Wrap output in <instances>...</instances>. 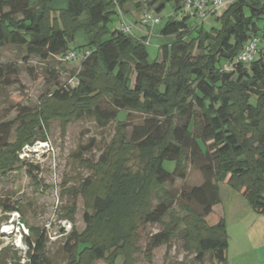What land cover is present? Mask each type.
I'll use <instances>...</instances> for the list:
<instances>
[{"label":"trees","instance_id":"1","mask_svg":"<svg viewBox=\"0 0 264 264\" xmlns=\"http://www.w3.org/2000/svg\"><path fill=\"white\" fill-rule=\"evenodd\" d=\"M182 1L66 0L56 10L53 0H0V48L16 47L24 60L67 63L62 59L70 52L81 57L73 85L58 86L52 70L55 87L37 108L0 124V172L22 164L17 152L24 145L45 142L51 121L62 132L84 118L101 129L115 123L96 162L77 156L90 175L67 192L72 200L82 199L85 226L67 235V264H136L148 225L161 227L147 238L142 253L148 263L154 250L165 247L168 254L182 235L184 251L196 262L209 256L227 264L225 223L213 211L221 182L243 191L264 217V0L225 6L212 16L218 26L209 28L195 13L185 15ZM167 4L181 17L164 22L159 34L172 41L162 45L161 61H149L146 36L133 39L119 26L131 9L159 14ZM78 33L87 50L74 49ZM254 37L261 43L253 61L236 63ZM18 73L16 64H0V84L9 85ZM132 113L144 117L141 124L126 118ZM13 123L18 125L10 143ZM132 160L138 163L135 172L127 166ZM165 163H173V170L164 169ZM186 165L200 173L201 184L167 190L166 184L185 178ZM0 211L17 209L0 202ZM75 214L72 204L64 219L73 223ZM28 248L24 264H54L45 255L43 234Z\"/></svg>","mask_w":264,"mask_h":264},{"label":"rangeland","instance_id":"2","mask_svg":"<svg viewBox=\"0 0 264 264\" xmlns=\"http://www.w3.org/2000/svg\"><path fill=\"white\" fill-rule=\"evenodd\" d=\"M52 6L56 10L63 9L66 6L65 0H55ZM131 10L126 18L133 25L130 34L133 39L141 36L134 25L141 23L145 15L160 20L154 30L147 31L149 37L146 40L149 61H161V47L169 44L172 39L162 38L158 29L168 17L180 18L181 13L174 12L171 4H167L159 14H153L152 10L145 7H141L139 12ZM245 13L248 14L247 9ZM118 24H113V27ZM202 24L206 28L218 26L212 17L206 18ZM145 25L149 27V24ZM138 29L147 34L145 31L147 27L143 30L139 25ZM159 38L162 41L158 43ZM86 45L85 36L78 33L74 49L85 50ZM24 56L16 47L0 48V64H16L19 69L18 75L10 78L9 85L0 84V124L13 122L23 112H31L37 108L41 98L55 87L56 81L52 80V70L57 76L58 86L73 85L74 80L71 77L77 73L81 62L79 56L67 63H56L53 60L43 62L35 56H29L24 60ZM126 118L131 124L138 125L144 117L132 113ZM178 122L184 123L182 120ZM17 125L13 123L8 140L10 143L15 141L14 130ZM114 130L115 123L101 129L94 120L84 118L68 124L62 132L59 122L55 120L49 123L45 142L36 139L17 152L22 164L15 165L14 169L5 173L0 172V202L17 209L13 213L0 211V264H17L16 259H19L18 264L26 263L28 242L34 246L40 234L45 237L47 258L54 264L68 263L67 235L72 231L81 233L85 226L82 199L79 197L72 200L67 192L77 188L90 175V171L79 159L96 162L112 138ZM78 155L81 157H77ZM127 166L135 172L138 163L132 160ZM173 168V163L164 164V169L168 171H172ZM201 182L200 173L191 165H186L185 178L177 179L172 184L168 183L165 188L172 193H179L183 188L198 186ZM218 188L220 202L213 211L225 223L228 238L226 263L264 264V217L252 210L243 191L233 190L226 182L218 183ZM72 204L76 206V214L73 223H70L64 216ZM160 229L158 225H148L141 232L142 239L139 244L141 253L136 255V264H215V260L209 256H206L203 262H196L194 254L184 251L182 235H178L172 242L173 247L168 254L165 247H160L153 251L151 263L146 262L142 252L147 238ZM4 249L5 251H2Z\"/></svg>","mask_w":264,"mask_h":264},{"label":"built area","instance_id":"3","mask_svg":"<svg viewBox=\"0 0 264 264\" xmlns=\"http://www.w3.org/2000/svg\"><path fill=\"white\" fill-rule=\"evenodd\" d=\"M238 0H183V13L185 15H192L196 14L198 20L202 23L206 18L212 17L215 12L222 10L225 6L233 4ZM246 2L252 1H262V0H242ZM141 24H149L150 27L156 26L159 23L157 18H151V16L145 15L142 20ZM150 22V23H148ZM120 30L131 36V31L133 29V25L128 22H123L120 24ZM146 38L149 37L147 33ZM260 40L257 38H252L248 43L244 46L242 51L236 57V63L242 64L244 66H248L254 59L255 55L258 51V46L260 45ZM145 44H148V40H146ZM76 53L70 52L66 56L63 57L64 62H70L76 59ZM225 71H231V68L226 66Z\"/></svg>","mask_w":264,"mask_h":264},{"label":"crops","instance_id":"4","mask_svg":"<svg viewBox=\"0 0 264 264\" xmlns=\"http://www.w3.org/2000/svg\"><path fill=\"white\" fill-rule=\"evenodd\" d=\"M54 2H55V0H53V5H54ZM65 5H66V0H65ZM137 25H138V26L140 25V28L143 29V30H144V27H147V30L145 29L146 33H147L148 30H151V29L154 30V29L156 28V26H153V27H150V26H149V27H148L147 25H145V24H141L140 22H139V23H135V25H134L135 28L138 30L139 33H141V36L137 37L136 39H138V38H142L144 35H146V34L142 33V32H143L142 30L139 31ZM159 31H160V29H158V32H159ZM161 41H162V40L159 38L158 43L161 42Z\"/></svg>","mask_w":264,"mask_h":264}]
</instances>
